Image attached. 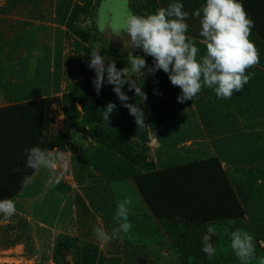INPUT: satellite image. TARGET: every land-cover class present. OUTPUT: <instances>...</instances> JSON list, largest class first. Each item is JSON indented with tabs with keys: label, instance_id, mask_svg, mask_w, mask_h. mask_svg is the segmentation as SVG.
Listing matches in <instances>:
<instances>
[{
	"label": "crops",
	"instance_id": "0c3cea01",
	"mask_svg": "<svg viewBox=\"0 0 264 264\" xmlns=\"http://www.w3.org/2000/svg\"><path fill=\"white\" fill-rule=\"evenodd\" d=\"M120 1L129 6V13L136 15L154 13L163 7L161 0ZM104 2L111 3L103 17L108 30L116 34L123 32L125 22L119 23L115 12L117 5L114 2L117 0H102ZM98 3L96 0H0V108L45 98H57L63 102L64 99L72 100L82 90L95 92L92 85L95 73L87 67L90 57H85V50L95 43L93 22ZM253 38L258 52L264 53V43H260L255 35ZM201 39L195 38L199 43ZM33 47L38 48L34 57L44 58L45 55L50 64L48 74L37 75L36 79L30 70L24 74L20 67L25 61L32 63L30 49ZM138 54L143 56L142 52ZM127 55L121 56L118 62L127 66ZM259 56V64L248 69L254 73L246 94L250 104L243 105L238 103V99L224 105H212L210 98L201 93L203 103H196L195 97L178 103L179 93L163 71L145 77L132 73L131 78L148 97L140 105L145 114L141 127L135 123V117L121 106L112 86L105 84L101 97H98V108L102 111L110 101L117 105L109 122L118 117L113 126L126 129L124 136L127 139L111 140L110 135L103 132L100 140L87 138L83 140L84 145L75 143L71 148L60 150L65 155L67 166H62L56 174L59 183L54 188L48 187L50 173L47 170H35L32 182L26 183L13 199L16 214L11 218L0 215V264H75L77 259L73 260V257L83 254L92 256L94 264L97 257L96 262L101 257L123 256L125 233L103 244L93 231L101 227L111 232L114 226L113 215L122 200L115 192V185L122 179L130 180L136 189V175L170 168L192 154L203 159L218 158L231 170L243 169L217 156L215 142L224 135H231L232 144L239 136L253 142V162L247 168L259 170L258 175L264 177V55ZM144 58L149 65L153 63L151 57ZM58 64L59 69L55 66ZM14 71L22 72V75L15 78ZM40 79L46 81L45 87L33 89L30 81ZM164 80L167 88H164ZM32 89L37 91L32 92ZM123 91L130 98L129 103H140V98L135 96L134 90L129 91L127 85ZM12 96L23 98L15 102ZM134 129L139 130L134 132ZM226 129H230L229 134L225 133ZM177 134L184 138L174 144ZM252 193L249 189L244 200L240 199L243 205L247 206L244 201ZM138 204L140 208L139 205L134 208L137 212L134 213V223L140 224L141 220L159 223L146 204L141 201ZM35 207L39 211L38 217H34ZM52 209L54 215L49 216ZM131 217L133 214L129 213V221ZM170 229L168 237L170 243L173 240L175 244V236L183 231ZM137 233L141 236L139 238L145 235L139 227ZM139 250L143 251L142 248Z\"/></svg>",
	"mask_w": 264,
	"mask_h": 264
},
{
	"label": "clouds",
	"instance_id": "9594fccd",
	"mask_svg": "<svg viewBox=\"0 0 264 264\" xmlns=\"http://www.w3.org/2000/svg\"><path fill=\"white\" fill-rule=\"evenodd\" d=\"M192 15L199 18L200 43L205 48L203 55H200L196 41L187 34L189 13L180 2L170 3L147 15L129 13L122 30L123 48L130 50L126 67L117 68L114 60L100 54V49H93L89 54L91 58L87 67L94 70L92 85L96 94L100 95L105 84L111 85L121 106L135 117L138 127L144 125L145 114L140 105L148 97L131 78L132 73L145 77L163 71L172 86L181 90L177 96L178 103L193 100L203 88L213 90L218 99H230L254 75L248 72L260 62L258 49L250 40L254 22L248 17L240 0H206ZM136 50L142 52L143 56L134 54ZM145 56L152 58L151 65ZM125 85L140 98L139 104L129 103L130 98L123 91ZM116 109L115 103L108 102L101 111L103 119L108 122ZM25 153V167L47 170L50 173L48 187L54 188L59 183L56 174L62 166H67L64 153L59 148L48 149L39 145L26 148ZM31 182V177H25V183ZM131 204L130 199L117 204L111 232L101 227L94 228L98 241L108 244L120 238L121 233L131 230L132 224L128 219ZM16 211L13 199H0V215L11 218ZM215 231L214 227L209 226L202 239L201 250L209 258L216 254V248L211 243ZM230 246L241 264H250L255 257L256 242L243 229L231 233Z\"/></svg>",
	"mask_w": 264,
	"mask_h": 264
},
{
	"label": "rangeland",
	"instance_id": "374dc122",
	"mask_svg": "<svg viewBox=\"0 0 264 264\" xmlns=\"http://www.w3.org/2000/svg\"><path fill=\"white\" fill-rule=\"evenodd\" d=\"M98 3L97 8L94 12V35H95V43L90 46L87 50H85V57L89 59L90 52L93 49H100V54L109 57L112 55V59L116 62L117 68H124L125 63H119L118 60L121 56L127 55L129 49L123 48V36L124 33H115L110 32L107 28V24L103 21V13L105 10L108 12V8L110 7V2L106 4V2L102 3V0H96ZM251 1V3L249 2ZM246 3V7L242 1H240L244 8H246L247 15L253 13V18L255 20L258 19V15L261 14L264 10V0H249ZM162 6L167 7L170 3L180 2L184 5V10L189 13V17L187 19V23L189 25L188 35L195 40L201 38L199 36L200 31V22L199 18L195 17L193 12L200 8L206 0H161ZM100 4V5H99ZM115 4V12L116 16L118 13V21L119 23H123L122 21H126L127 16L129 15V6L122 3L120 0H117ZM101 6V7H100ZM258 6V7H257ZM249 7V9H248ZM109 18V15L107 19ZM263 20V17H262ZM264 22V21H263ZM114 29V27H110ZM261 30V28H257ZM264 31V28H263ZM253 35L260 40V43H264L261 36L254 33L251 30L250 40L253 42L255 40ZM197 46L200 48V55L204 54L205 48L204 45H201L197 40H195ZM38 48H31L30 52L32 54L31 59L32 63H28L27 61L21 63L20 67L23 68L24 74L30 70L34 79H36L37 75L39 77L46 76L48 74L50 64L48 63L45 55L44 58H36L34 57V53L38 52ZM141 53L139 50H136V53ZM43 55V53H42ZM109 55V56H108ZM259 55H264L262 51H259ZM261 57V58H262ZM85 58V59H86ZM91 58V57H90ZM124 61V57L122 58ZM87 60V59H86ZM121 60V58H120ZM39 63L37 64V62ZM89 61V60H88ZM58 69L60 68V64L55 65ZM13 71V70H12ZM15 75V78L22 75L21 73L12 72ZM38 73V74H37ZM91 73H94V70H91ZM32 83V88L35 87L42 88L45 87L44 84L46 81L40 79L39 81H30ZM41 82L39 85H37ZM164 88H167L166 80H164ZM37 85V86H35ZM250 82L244 85L243 89L234 93L230 99H218L213 90L208 88H203L201 90V94H205L210 98V103L214 104H227L230 103L234 99H238V103L243 105L244 103L250 104L249 96L246 95L248 93V88ZM176 88V92L180 94L181 90L178 87ZM35 92L37 90H33ZM198 93L195 97L196 103H203L201 98V94ZM101 95H97L96 92H89L88 90H82L79 94L76 95L75 98L64 99L63 102L60 100L52 101L46 105V108L49 109L48 118L51 123L49 124V130L47 131V138H57L64 133V126L67 124V133L68 140L64 146L66 147L74 146L75 143H82L83 140L90 138L95 140L97 138L102 139V133L105 132L110 135L111 140L115 138H124V133L126 129L123 128H115L113 126L114 122L118 121V117H114V121L107 122L103 119V113L101 112V108L99 106V98ZM15 102H19L22 100V96H12ZM35 102H40L41 100H32ZM27 103V102H26ZM206 103V102H205ZM25 104V103H23ZM63 111V113L61 112ZM64 116L61 118V116ZM95 123H100L103 126H97ZM132 130V129H131ZM139 129H134L136 132ZM230 129H226V134H229ZM101 137V138H100ZM179 138V139H178ZM184 136L182 134H177V138L174 140V144L183 140ZM124 139H127L126 137ZM131 139V137H130ZM129 139V140H130ZM231 135H224V137L215 142L216 151L218 152V157L221 160H224L228 164H238L242 166L243 169L240 170H231L226 164L221 162L220 171L227 178L230 183L232 190L234 192L235 198L240 205V211H244L243 217H236L234 219L225 220V221H216L209 223H190L184 219H172V220H159V223L147 222L146 220L140 222V224L134 223V213L135 205H139L138 201L145 202L140 195L138 190L134 189V186L130 180L122 179L118 184L115 185V192L117 196L121 197L122 200L130 199L132 200V204L129 205V213L133 214L131 217L132 228L128 233H125L126 240L124 242V254L120 257H112V258H100L99 262H96V257L94 259V264H241L238 258L235 256L231 249V233L237 229H243L244 231L250 233L255 242H256V254L254 259L250 262V264H264V183H257V181H264V177L258 175L259 170H251L247 168V166L253 162L251 159L253 154L252 150V141H248L247 137L239 136L234 139L233 144ZM79 147V146H78ZM247 148L250 149L247 152ZM209 159V158H208ZM206 159L199 158L198 155H190L188 159L181 161L180 163H175L173 166L179 165H187L197 161H203ZM168 169V168H167ZM165 170V169H164ZM258 175V176H257ZM249 189L251 193L254 192L253 197L245 200L247 203L243 205L242 200L245 196V193H249ZM139 197L137 196L138 194ZM245 203V204H246ZM37 204V202H36ZM143 205V206H144ZM36 211L34 213V217L39 216V211L37 207H35ZM140 210V209H138ZM136 210V211H138ZM53 209L49 216H53ZM252 218V222H250V216ZM130 220V219H129ZM133 220V221H132ZM140 220V219H139ZM138 223V222H137ZM155 223V224H154ZM177 223V224H175ZM209 226L215 228V234L211 237V243L216 248V254L209 258L201 249H202V239L203 236L207 233V229ZM141 228L143 233V238L138 233L136 234L137 229ZM170 228H178L180 231H183L181 234L176 235L177 237L176 243L173 244L168 234L171 232ZM186 228V229H184ZM1 244V241H0ZM5 241H3V246L5 247ZM138 248V250H137ZM140 248L143 249L140 252ZM87 252V251H85ZM66 259V258H65ZM75 264H92L93 257L89 254L75 255L73 260H75Z\"/></svg>",
	"mask_w": 264,
	"mask_h": 264
},
{
	"label": "trees",
	"instance_id": "16d2710c",
	"mask_svg": "<svg viewBox=\"0 0 264 264\" xmlns=\"http://www.w3.org/2000/svg\"><path fill=\"white\" fill-rule=\"evenodd\" d=\"M240 1L246 7L249 0ZM253 16L248 14L254 22L252 31L264 41V10L257 20ZM57 100L45 98L0 108V199H14L26 184L25 177L34 174L35 170L25 167L26 148L39 145L64 149L67 124L59 137L46 136L51 123L46 105ZM220 169L219 160L209 158L138 174L134 183L152 215L159 220L184 219L202 224L243 217L245 213L240 211L232 187Z\"/></svg>",
	"mask_w": 264,
	"mask_h": 264
},
{
	"label": "flooded vegetation",
	"instance_id": "af4514ba",
	"mask_svg": "<svg viewBox=\"0 0 264 264\" xmlns=\"http://www.w3.org/2000/svg\"><path fill=\"white\" fill-rule=\"evenodd\" d=\"M101 7V6H100ZM104 14H105V12L103 13V17H104Z\"/></svg>",
	"mask_w": 264,
	"mask_h": 264
}]
</instances>
